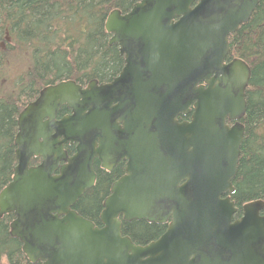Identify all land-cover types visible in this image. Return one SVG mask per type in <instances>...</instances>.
Instances as JSON below:
<instances>
[{"label":"water","instance_id":"95a60500","mask_svg":"<svg viewBox=\"0 0 264 264\" xmlns=\"http://www.w3.org/2000/svg\"><path fill=\"white\" fill-rule=\"evenodd\" d=\"M258 3L140 0L113 9L105 26L124 56L120 73L86 87L47 85L22 109L0 217L14 213L10 233L32 263L264 264V199L243 204L238 218L232 199L251 66L227 60L230 35ZM64 105L71 112L58 119ZM65 143H76L72 155ZM34 156L42 163L30 166ZM96 158L127 162L101 227L74 208L95 184ZM142 219L167 229L137 244L122 227Z\"/></svg>","mask_w":264,"mask_h":264},{"label":"trees","instance_id":"16d2710c","mask_svg":"<svg viewBox=\"0 0 264 264\" xmlns=\"http://www.w3.org/2000/svg\"><path fill=\"white\" fill-rule=\"evenodd\" d=\"M140 0H0V191L12 179L17 163L15 136L18 115L50 84L72 79L86 83L108 81L124 66L117 44H111L106 20L113 9L129 11ZM199 1V0H197ZM227 58L240 57L251 66L247 108L242 123L245 137L232 199L242 214L243 204L264 199V0L250 19L229 37ZM188 117H181L184 119ZM113 172L101 171L97 183L75 205L84 217L100 225L103 201ZM14 214L0 217V262L32 263L22 242L11 235ZM166 225L145 219L124 222L123 231L137 244L156 240Z\"/></svg>","mask_w":264,"mask_h":264},{"label":"flooded vegetation","instance_id":"af4514ba","mask_svg":"<svg viewBox=\"0 0 264 264\" xmlns=\"http://www.w3.org/2000/svg\"><path fill=\"white\" fill-rule=\"evenodd\" d=\"M125 61V60H124ZM124 65H125V62H124ZM124 67V66H123ZM96 80H98V82H99V84L100 83H106V82H110L111 80H113V79H111V80H108V81H100L99 79H97V78H95ZM92 80H94V79H92ZM92 80H90V81H92ZM90 81H88V82H86V83H84V84H82V83H80L83 87H86L87 86V84L90 82ZM58 83V82H57ZM54 84H56V83H54ZM41 91V90H40ZM40 91H39V93H40ZM39 95V94H38ZM34 101V100H33ZM71 112V110L66 106V105H64V106H62L61 107V109H60V111H59V113H58V119H60V118H62L63 116H65V115H67V114H69ZM75 147H76V143H65L64 144V148L68 151V154L69 155H72L74 152H75ZM18 162V161H17ZM65 162L66 161H60V164H59V166H58V168H57V170H56V172H55V174H58L59 172H60V167H61V165H63V164H65ZM42 163V161H41V158L40 157H36V156H34L32 159H31V161H30V166H37V165H39V164H41ZM126 161L125 160H122V161H118L117 163H114L113 164V162H108V164H107V166H104V163L102 162V161H100L98 158H96L95 160H94V162H93V170H94V172H95V174H96V181H95V184L97 183V180H98V176H99V173L101 172V171H105V172H113L116 168H118V167H123V170H122V172H120V174H118L114 179H113V181H112V184H111V186H110V189H109V193L105 196V198L108 196V195H110L111 194V187H112V185H113V183L115 182V181H117L118 179H120L125 173H126ZM17 164V163H16ZM16 166V165H15ZM15 168V167H14ZM13 174H14V172H13ZM12 177H13V175H12ZM12 180V179H11ZM94 184V185H95ZM105 200V199H104ZM79 201V200H78ZM77 201V202H78ZM104 202V201H103ZM77 204V203H76ZM75 204V205H76ZM74 208H75V206H74ZM264 212V211H263ZM262 212V213H263ZM12 213V212H11ZM7 214H9V213H7ZM12 214H14V213H12ZM4 216V215H3ZM240 217V216H239ZM236 218H238V217H236ZM14 219H15V215H14ZM13 219V220H14ZM12 220V221H13ZM101 222V221H100ZM125 222V221H124ZM124 222H123V224H124ZM11 224V223H10ZM98 225V224H97ZM162 225H166V228H165V231H166V229H167V224H162ZM98 226H102V223H100V225H98ZM122 229H123V227H122ZM164 231V232H165ZM163 232V233H164ZM123 233H124V231H123ZM162 233V234H163ZM161 234V235H162ZM124 235H126L125 233H124ZM160 235V236H161ZM159 236V237H160ZM158 237V238H159ZM37 263V262H36Z\"/></svg>","mask_w":264,"mask_h":264},{"label":"rangeland","instance_id":"374dc122","mask_svg":"<svg viewBox=\"0 0 264 264\" xmlns=\"http://www.w3.org/2000/svg\"><path fill=\"white\" fill-rule=\"evenodd\" d=\"M0 264H8L6 259H2V261L0 262Z\"/></svg>","mask_w":264,"mask_h":264}]
</instances>
